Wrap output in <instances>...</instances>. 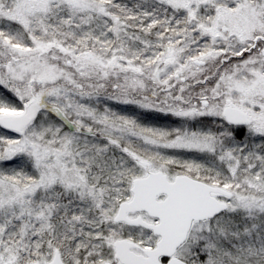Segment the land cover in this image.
Here are the masks:
<instances>
[{"label":"snow or ice","instance_id":"obj_1","mask_svg":"<svg viewBox=\"0 0 264 264\" xmlns=\"http://www.w3.org/2000/svg\"><path fill=\"white\" fill-rule=\"evenodd\" d=\"M0 264H264V0H0Z\"/></svg>","mask_w":264,"mask_h":264}]
</instances>
